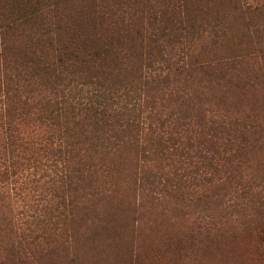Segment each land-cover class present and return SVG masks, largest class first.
<instances>
[{
	"label": "trees",
	"instance_id": "obj_1",
	"mask_svg": "<svg viewBox=\"0 0 264 264\" xmlns=\"http://www.w3.org/2000/svg\"><path fill=\"white\" fill-rule=\"evenodd\" d=\"M157 1L83 0L85 11L93 9L98 16V29L86 35L82 21L78 20L79 29L68 24L65 1L51 0L46 9L26 17L2 15L0 184L10 178L20 182L19 170L26 178L21 180L36 184L47 172L49 183H62L57 197L73 202L68 192L76 190L75 180L96 166L107 170L112 167L111 156L122 160L131 149L159 157L151 166L144 161L141 167L148 195L160 200L168 180L180 179L183 184L170 185L171 192L195 191L190 184L184 185L179 171L185 173L182 165L188 150L196 148L197 157L207 160L211 173L209 190L196 201L225 205L221 212L228 223L210 217L208 222L193 223L191 236L223 227L242 212L240 207L246 204L242 195L252 182L241 168L252 148L262 142L257 139V126L220 107L211 93L208 96L206 85L233 82L244 89L254 82L247 77L233 81L220 61L206 60L204 54L197 55L201 60L194 56V40L189 36L200 24L193 20L190 0ZM200 1L197 8L207 10L231 4L238 20L264 18V0ZM124 8L131 18L140 24L146 20L153 30L128 24L129 29L118 23V12ZM31 20L36 26L23 29ZM220 24L217 18L209 26L215 41L221 36ZM42 71L50 81L44 80ZM144 93L147 99L141 97ZM203 134L210 138L207 146L195 141ZM173 159L180 164L178 172H166V161ZM239 192L242 195L232 197ZM49 226L37 225L45 228L44 234ZM103 260L98 258V240H92L78 264H109Z\"/></svg>",
	"mask_w": 264,
	"mask_h": 264
},
{
	"label": "rangeland",
	"instance_id": "obj_2",
	"mask_svg": "<svg viewBox=\"0 0 264 264\" xmlns=\"http://www.w3.org/2000/svg\"><path fill=\"white\" fill-rule=\"evenodd\" d=\"M64 1L67 6L64 3L62 7L66 6L68 24H75L76 29L86 24L81 29L85 35L98 29V16L93 15V9L92 13L85 11L86 2L60 0ZM190 2L193 20L200 24L199 30L189 36L194 40V56L201 60L202 56L197 55L204 54L206 60L220 61L233 81L247 77L254 82L244 89L233 82L206 85L208 96L211 93L220 107L241 114L257 126V139L262 142L252 148L247 164L241 168L252 182L247 193L232 195L234 198L246 195V204L240 207L242 212L225 225L228 222L221 212L225 205L196 201L209 190L211 175L207 160L197 157L196 148L188 150L189 156L182 165L185 173L182 169L179 171L186 179L187 183L182 180L184 185L190 184L195 191L171 192L170 185L179 183L180 179L168 180L160 200L148 195L141 167L144 161L149 166L158 161L154 152L134 153L129 149L122 160L118 155L111 156L112 167L105 170L96 166L82 179L75 180L76 190L68 192L73 202L57 197L62 183H49L47 172L41 182L34 184L21 180L26 178L19 170L20 182L10 178L0 184V264H78L92 240H98V258L109 264H264V18L238 20L231 4L207 10V7L197 8L200 0ZM50 4L51 0H0V20L3 14L26 17ZM132 7L136 9L135 4ZM118 16V23L125 27L129 28L130 24L147 32L153 30L146 20L140 24L131 18L126 8L120 9ZM217 18L221 21L217 27L221 36L215 41L209 26ZM31 25L36 26V22L31 20L22 28L28 29ZM76 34L79 36L80 30ZM7 70L16 72V68ZM44 75L47 73L42 71L44 80L50 81ZM0 77H3V66ZM223 96L225 99L221 101ZM141 97L147 99L145 93ZM203 135L195 141L207 146L210 138ZM165 165L166 172H178L180 168L176 159L167 160ZM219 176L224 180L225 175ZM180 185L183 184L180 182ZM210 217L215 222L222 220L225 226L218 225L216 229H205L191 236L193 223L208 222ZM38 224H50L47 234Z\"/></svg>",
	"mask_w": 264,
	"mask_h": 264
}]
</instances>
